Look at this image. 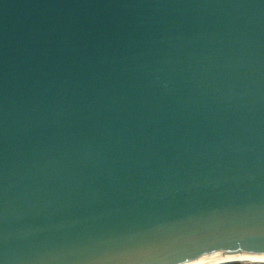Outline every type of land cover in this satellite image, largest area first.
Returning a JSON list of instances; mask_svg holds the SVG:
<instances>
[{"label":"water","instance_id":"95a60500","mask_svg":"<svg viewBox=\"0 0 264 264\" xmlns=\"http://www.w3.org/2000/svg\"><path fill=\"white\" fill-rule=\"evenodd\" d=\"M264 255V0H0V264Z\"/></svg>","mask_w":264,"mask_h":264},{"label":"bare ground","instance_id":"6f19581e","mask_svg":"<svg viewBox=\"0 0 264 264\" xmlns=\"http://www.w3.org/2000/svg\"><path fill=\"white\" fill-rule=\"evenodd\" d=\"M230 262H246L250 264H264V255H248L241 252H227L214 255L197 262L187 264H225Z\"/></svg>","mask_w":264,"mask_h":264},{"label":"rangeland","instance_id":"374dc122","mask_svg":"<svg viewBox=\"0 0 264 264\" xmlns=\"http://www.w3.org/2000/svg\"><path fill=\"white\" fill-rule=\"evenodd\" d=\"M225 264H250L246 262H230V263H225Z\"/></svg>","mask_w":264,"mask_h":264}]
</instances>
